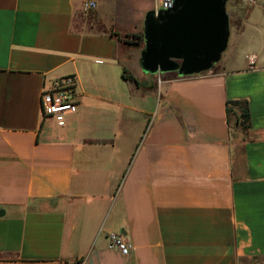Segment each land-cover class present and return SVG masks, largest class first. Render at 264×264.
<instances>
[{
    "label": "crops",
    "instance_id": "obj_1",
    "mask_svg": "<svg viewBox=\"0 0 264 264\" xmlns=\"http://www.w3.org/2000/svg\"><path fill=\"white\" fill-rule=\"evenodd\" d=\"M86 1L0 0V264H264V0L227 2L228 46L191 76L145 73L125 41L159 0ZM64 76L60 128L39 99Z\"/></svg>",
    "mask_w": 264,
    "mask_h": 264
},
{
    "label": "water",
    "instance_id": "obj_2",
    "mask_svg": "<svg viewBox=\"0 0 264 264\" xmlns=\"http://www.w3.org/2000/svg\"><path fill=\"white\" fill-rule=\"evenodd\" d=\"M228 1L174 0L168 10L150 11L144 21L142 70L178 76L209 71L228 46Z\"/></svg>",
    "mask_w": 264,
    "mask_h": 264
},
{
    "label": "built area",
    "instance_id": "obj_3",
    "mask_svg": "<svg viewBox=\"0 0 264 264\" xmlns=\"http://www.w3.org/2000/svg\"><path fill=\"white\" fill-rule=\"evenodd\" d=\"M174 0H159L158 9L168 10L172 7ZM247 5H254L257 0H242ZM95 2L88 0L84 3V11L88 12L94 9ZM249 65L253 66L256 61L255 55L248 57ZM40 112L42 119H52L57 127H64L69 115L76 113L78 109V101L76 96V79L73 76H64L55 79L49 86L42 88L40 93ZM109 247L117 250L122 255H129L131 245L125 238L116 232L109 233Z\"/></svg>",
    "mask_w": 264,
    "mask_h": 264
},
{
    "label": "trees",
    "instance_id": "obj_4",
    "mask_svg": "<svg viewBox=\"0 0 264 264\" xmlns=\"http://www.w3.org/2000/svg\"><path fill=\"white\" fill-rule=\"evenodd\" d=\"M143 40V33H136L125 41L134 45H144ZM128 78L133 79L130 76ZM225 110L229 127L230 145H239L245 141L247 130L250 127V111L248 102L245 100L226 101Z\"/></svg>",
    "mask_w": 264,
    "mask_h": 264
},
{
    "label": "rangeland",
    "instance_id": "obj_5",
    "mask_svg": "<svg viewBox=\"0 0 264 264\" xmlns=\"http://www.w3.org/2000/svg\"><path fill=\"white\" fill-rule=\"evenodd\" d=\"M235 1H236L237 4L245 5V3L242 0H235Z\"/></svg>",
    "mask_w": 264,
    "mask_h": 264
}]
</instances>
